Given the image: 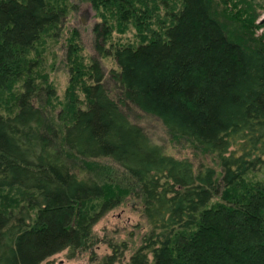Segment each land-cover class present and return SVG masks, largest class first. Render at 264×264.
Listing matches in <instances>:
<instances>
[{"label":"trees","instance_id":"16d2710c","mask_svg":"<svg viewBox=\"0 0 264 264\" xmlns=\"http://www.w3.org/2000/svg\"><path fill=\"white\" fill-rule=\"evenodd\" d=\"M179 1L154 27L169 0H95L122 13L141 40L111 52L115 92L92 63L88 106L61 133L37 105L53 90L38 86L28 53L65 11L53 0H0V91L29 78L17 109L0 112V191L28 194L24 206L0 210V264L87 249L94 225L126 195L140 201L150 230L126 263L123 243L104 264H264V182L246 178L264 168L261 23L242 0ZM219 2L234 29L219 19ZM104 26L94 28L102 52ZM133 116L156 118L215 164L172 156ZM100 159L116 176L105 183L88 164Z\"/></svg>","mask_w":264,"mask_h":264},{"label":"rangeland","instance_id":"374dc122","mask_svg":"<svg viewBox=\"0 0 264 264\" xmlns=\"http://www.w3.org/2000/svg\"><path fill=\"white\" fill-rule=\"evenodd\" d=\"M100 2L101 0H97ZM166 1V0H165ZM253 6L256 11V23H261L258 35H264V0H242ZM160 0H157L159 3ZM179 0H169L168 6L160 10V18L156 17L154 23L160 27L165 17L166 10L168 13L176 9ZM95 0H53L55 9L65 11L64 17L60 24L51 27L47 33L36 43L35 48L29 51V58L33 61L34 66L31 75L35 77L38 86L50 88L53 95L43 93L41 100L37 105L46 110L50 119L55 122L58 130L63 133L65 126L70 123L72 115L79 108L86 109L89 103L88 89L91 85L90 67L93 62L98 61L105 74V85L112 92H115V86L111 82V71L118 70L113 53L118 45H139L141 36L138 29L133 23L128 24L121 20L122 13L117 9L109 7L104 3H100V7L96 8ZM181 7V6H179ZM246 7V6H245ZM247 8V7H246ZM219 19L223 23L231 24L235 28V24L231 23L228 17L227 9L223 3L216 6ZM85 16L87 22L84 23L82 17ZM97 24H103L104 27L110 29V33L103 44V52L98 48V33L94 30ZM162 27V26H161ZM231 27V26H230ZM81 71V75L78 72ZM25 77V76H24ZM24 78L17 84L10 87L8 92L0 91V112L8 116L11 111L17 109V97L23 91ZM48 94V95H47ZM142 126L149 130L150 136L154 141L160 143L169 154L176 158H190L197 167L204 163L212 166L214 163L213 155L207 153H198L184 138L174 137L167 129H165L156 118L145 117L136 119L132 117ZM92 168L91 175L95 179L98 177L100 183L107 180V176H112L108 170H104L109 163L107 160H90L88 162ZM218 170L221 171L219 166ZM100 169L108 172H99ZM112 176L110 178L113 179ZM248 180L264 182V168L257 172L247 175ZM103 179V180H102ZM111 179V181H112ZM101 180V181H100ZM27 193L13 188L3 189L0 191V210L5 208L9 210H17L24 206ZM102 202H96L100 205ZM147 220L143 217L140 201L132 195H126L122 203L115 207L112 211L105 214L93 227V234L89 240V247L82 250H65L60 252L49 261L42 264H104V260L108 255L113 254L112 246L127 243L128 249L125 252L122 263H126L130 257L143 244V236L149 232ZM118 264V263H117Z\"/></svg>","mask_w":264,"mask_h":264},{"label":"water","instance_id":"95a60500","mask_svg":"<svg viewBox=\"0 0 264 264\" xmlns=\"http://www.w3.org/2000/svg\"><path fill=\"white\" fill-rule=\"evenodd\" d=\"M82 19H83V22H84V23H86V22H87V19H86V17H85V16H83V17H82Z\"/></svg>","mask_w":264,"mask_h":264}]
</instances>
